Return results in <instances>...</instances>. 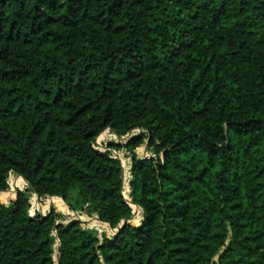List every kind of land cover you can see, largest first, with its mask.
Segmentation results:
<instances>
[{
  "label": "trees",
  "instance_id": "trees-1",
  "mask_svg": "<svg viewBox=\"0 0 264 264\" xmlns=\"http://www.w3.org/2000/svg\"><path fill=\"white\" fill-rule=\"evenodd\" d=\"M0 193V264H264V0H0Z\"/></svg>",
  "mask_w": 264,
  "mask_h": 264
},
{
  "label": "rangeland",
  "instance_id": "rangeland-1",
  "mask_svg": "<svg viewBox=\"0 0 264 264\" xmlns=\"http://www.w3.org/2000/svg\"><path fill=\"white\" fill-rule=\"evenodd\" d=\"M135 132H137V131H135ZM101 134H102V138L98 137L99 139L97 138L96 141H95V146L99 147V148L107 145V143L109 141H114V142L118 141V144L122 145V144L125 143L126 138L128 137V136L126 137V135H124V136H122L123 140H118L117 137L114 135V133L110 129H105ZM109 134H110V136H109ZM110 151L113 152V154L115 156L119 157L120 160H122V158H123V159H126L128 161V163H129V159H128L129 158L128 157L129 152L126 149H124L123 147L122 148H118V149L111 148ZM135 153L139 157L148 156V155L152 154V152L148 149V146H146V139H144L143 143L140 146L135 148ZM17 176L18 175H16L15 173H13L11 171L7 173V175H6V184H7V186H6L5 190H9V189L13 190L14 189L15 185L17 184V182H20V179ZM127 179H129V178H127ZM25 186H26V184H24L22 187H19V188H23ZM0 194H4V193H0ZM122 194L128 201L130 200L129 197H128L129 187H128L127 182H125L124 180L122 181ZM31 196H33V195H31ZM33 198L35 199V201L37 203H39L40 208L37 209V210L43 212V209H44L43 207L47 204V202H49L48 198H46V197H37L35 195H34ZM0 201H2L4 203H7V201L1 200V199H0ZM49 206H53V207H55L56 209H58V210H60L62 212V214L64 216V219H62L63 221L68 220V219H72V218L74 219L75 217H77L81 221V225L83 227L94 228V229L98 228L101 231L106 232L107 234H111L112 233L110 228L108 226L107 227L104 226V224H102V227H96V226H93V225H91L89 223L88 219L90 220V219H93V218L94 219L97 218L95 214H93V213L88 214V213H85V212L71 210L69 205H68V203H66L61 198L60 199L53 198L51 200V203H49ZM132 209H133V206H132ZM136 215H137V213L133 210V216H132L133 220H130V221L134 222L135 221L134 218L136 217ZM140 215H141V210L139 208V216ZM84 218H86V219H84ZM53 258H54V260H56L55 257H54V251H53Z\"/></svg>",
  "mask_w": 264,
  "mask_h": 264
},
{
  "label": "water",
  "instance_id": "water-1",
  "mask_svg": "<svg viewBox=\"0 0 264 264\" xmlns=\"http://www.w3.org/2000/svg\"><path fill=\"white\" fill-rule=\"evenodd\" d=\"M112 131V130H111ZM113 133H114V135L116 136V137H122V136H120V135H118L116 132H114V131H112ZM131 134L130 133H128V134H126V137L128 136H130ZM127 137V138H128ZM127 138H126V140H127ZM147 141H148V139H146V146H147ZM116 143H118V141H115ZM115 158H117L119 161H120V166H121V179H122V181H123V176H122V165H121V160H120V158L119 157H117V156H115V155H113ZM149 156V155H148ZM148 156H143V157H148ZM128 159H129V175H130V177H131V171H130V167H131V155H128ZM23 180V179H22ZM25 182V184L27 185V183H26V181H24ZM127 184H128V187H130V179L127 181ZM56 197H59V196H56ZM129 197V196H128ZM59 198H61L62 199V197H59ZM125 198V197H124ZM125 200L129 203V204H131V205H134L133 203H132V201H128L126 198H125ZM134 206H136V205H134ZM136 207H138V206H136ZM141 210V209H140ZM133 214L131 215V217H130V219L129 220H133ZM96 217H97V219L99 220V218H98V216L96 215ZM74 219H77V220H79V218H77V217H75ZM141 220V216L138 218V220H135L134 221V223H137V222H139ZM100 221V220H99ZM127 220H122L120 223H124V222H126ZM101 222H103V223H106L107 225H108V227L110 228V230H111V232L113 233L114 231H116V228H111L110 227V225H109V223H107V222H104V221H101ZM98 232H101V230H98ZM57 244H59V243H57ZM58 247H57V257H56V263L55 264H58Z\"/></svg>",
  "mask_w": 264,
  "mask_h": 264
},
{
  "label": "crops",
  "instance_id": "crops-1",
  "mask_svg": "<svg viewBox=\"0 0 264 264\" xmlns=\"http://www.w3.org/2000/svg\"><path fill=\"white\" fill-rule=\"evenodd\" d=\"M99 148V147H98ZM99 149H106V145L105 146H103V147H100ZM112 154H113V152H112ZM114 155V154H113ZM140 217V216H139Z\"/></svg>",
  "mask_w": 264,
  "mask_h": 264
},
{
  "label": "built area",
  "instance_id": "built-area-1",
  "mask_svg": "<svg viewBox=\"0 0 264 264\" xmlns=\"http://www.w3.org/2000/svg\"><path fill=\"white\" fill-rule=\"evenodd\" d=\"M121 165H122V163H121ZM127 178H129L130 179V175H129V169H128V177ZM129 179H127V180H129Z\"/></svg>",
  "mask_w": 264,
  "mask_h": 264
}]
</instances>
